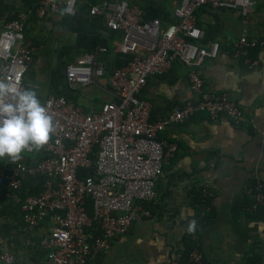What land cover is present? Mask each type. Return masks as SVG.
Segmentation results:
<instances>
[{"label":"built area","instance_id":"obj_1","mask_svg":"<svg viewBox=\"0 0 264 264\" xmlns=\"http://www.w3.org/2000/svg\"><path fill=\"white\" fill-rule=\"evenodd\" d=\"M78 1L41 0L37 15L74 16ZM255 3L179 0L175 22L165 27L158 18L147 19L141 6L128 0H105L90 8L91 15L101 16L110 30L122 34L119 52L126 61L109 69L100 58L107 49L98 47L66 65L65 77L71 88L93 86L108 77L113 101L85 111L63 95H37L52 116L49 139L39 149L30 146L22 151L37 156L31 162L0 164V185L5 197L20 203L26 228L38 227L45 219L52 223L39 242L47 253L42 264H89L109 254L114 243L127 236L133 226L153 217L151 204L159 197L158 180L179 151L177 143L162 137L170 127L200 112L213 119L227 116L241 124L244 111L229 94L206 90L202 68L207 61L218 60L222 44L214 41L205 45L206 33L197 26L196 11L211 6L238 12L247 24ZM26 26L27 17L22 15L5 23L0 31V79L37 92L38 85L24 80L35 51L26 37ZM259 44L246 29L235 44L234 56L255 66L258 61L250 52ZM176 63L189 71L193 99L166 117L153 120L152 104L140 95L149 79L169 74ZM25 175L43 178L41 193L20 196ZM245 194L254 201L251 211L264 206L260 179ZM204 196L212 198L209 190ZM88 199L92 216L86 208ZM189 261L204 264L199 244L191 250ZM0 264H18L13 245L11 250L0 252Z\"/></svg>","mask_w":264,"mask_h":264},{"label":"crops","instance_id":"obj_2","mask_svg":"<svg viewBox=\"0 0 264 264\" xmlns=\"http://www.w3.org/2000/svg\"><path fill=\"white\" fill-rule=\"evenodd\" d=\"M40 1L0 0V31L5 23L27 17L25 34L35 51L24 80L39 86V97L63 95L85 111L112 102L108 77L75 88L68 86L65 77L66 65L98 47L107 49L100 58L109 69L124 65L126 56L119 52L122 34L110 30L101 16L89 13L105 0H79L74 16L45 17L37 15ZM128 1L140 5L147 19H160L164 27L175 22L179 0ZM196 21L206 33L207 46L214 41L222 44L218 60L207 61L202 68L206 90L229 94L243 109V120L236 125L227 116L213 119L200 112L170 127L162 137L177 143L179 151L158 180L153 217L133 226L109 254L89 264H185L191 241L200 245L204 264H242L251 259L264 264V215L243 212L241 206L250 183L264 178V0H256L247 24L240 13L211 6L201 7ZM246 29L260 42L250 52L258 61L255 66L234 56L235 44ZM140 97L152 104L153 120L166 117L193 99L188 69L176 63L169 74L149 79ZM36 157L22 152L16 159L0 157V164L31 162ZM42 189V177L25 175L20 196L39 194ZM205 190L212 194L210 204L195 203L194 193L204 195ZM209 211L210 218L203 220ZM51 226L45 219L38 227L26 228L20 203L5 197L0 185V252L13 245L18 264H42L47 253L39 242Z\"/></svg>","mask_w":264,"mask_h":264},{"label":"clouds","instance_id":"obj_3","mask_svg":"<svg viewBox=\"0 0 264 264\" xmlns=\"http://www.w3.org/2000/svg\"><path fill=\"white\" fill-rule=\"evenodd\" d=\"M52 130V116L35 90L0 79V157L16 159L30 146L39 149Z\"/></svg>","mask_w":264,"mask_h":264},{"label":"trees","instance_id":"obj_4","mask_svg":"<svg viewBox=\"0 0 264 264\" xmlns=\"http://www.w3.org/2000/svg\"><path fill=\"white\" fill-rule=\"evenodd\" d=\"M205 45H207V44H205ZM86 173H87V171L84 172V174H86ZM260 180L263 183V189H264V178H262ZM254 182H251L248 187H252L254 185ZM248 187H247V189H248ZM194 194H195V199H194L195 203H198V204H210V199L205 198L201 191L196 192ZM244 200H246V202L245 203L244 202L241 203V206L243 207V212L254 214V215H256V217H262V215H264V206H259V207H257V209L251 211L250 208L252 207V205L254 203L253 199L245 194ZM86 208H87L88 214L90 216H92L93 207H92V202H91L90 199L87 200ZM211 213H212V211L206 212L205 215L203 216V220H208L210 218V216H211ZM196 245H198L197 241H191V245H190L191 247L189 248V251L186 254V260H185L186 263L185 264H192L189 261V254H190L191 250L194 249V247ZM199 248H200V245H199ZM246 263L255 264V260H252V259L251 260H247V261L243 262L242 264H246Z\"/></svg>","mask_w":264,"mask_h":264},{"label":"rangeland","instance_id":"obj_5","mask_svg":"<svg viewBox=\"0 0 264 264\" xmlns=\"http://www.w3.org/2000/svg\"><path fill=\"white\" fill-rule=\"evenodd\" d=\"M179 4V1H178V3H177V5ZM83 54H85V53H83Z\"/></svg>","mask_w":264,"mask_h":264}]
</instances>
